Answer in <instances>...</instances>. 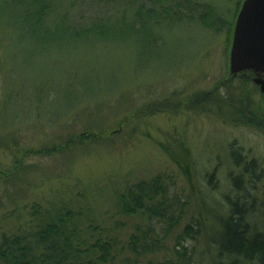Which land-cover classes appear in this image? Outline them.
<instances>
[{
  "label": "rangeland",
  "instance_id": "374dc122",
  "mask_svg": "<svg viewBox=\"0 0 264 264\" xmlns=\"http://www.w3.org/2000/svg\"><path fill=\"white\" fill-rule=\"evenodd\" d=\"M73 1L76 27L105 9L103 0ZM238 2L191 0L220 30L170 17L134 30L118 11L116 28L105 35L76 37L21 29L13 19L20 10L0 0V244L4 235L35 243L47 224L72 211L66 227L79 233L86 251L81 261L186 262L176 250L191 224L193 236L181 241L187 256L192 264H210L215 220L227 212V196L239 193L232 182L238 174L249 192L250 221L264 228V131L212 111L176 109L187 97L230 80L222 93L231 91L250 109L264 111V93L254 81L242 84L251 74L229 69L227 23ZM116 8L135 11L128 1L109 9ZM167 101L172 110L154 106ZM91 132L101 137L89 140ZM180 143L192 154L191 181ZM66 145L49 155L34 153ZM232 146L243 151L241 166L232 160ZM252 160L255 173L263 171L257 182L245 169ZM130 191H142L141 206L122 208L120 196L129 199ZM140 234L153 251L131 249V237ZM98 240L110 242L106 260L92 245Z\"/></svg>",
  "mask_w": 264,
  "mask_h": 264
},
{
  "label": "trees",
  "instance_id": "16d2710c",
  "mask_svg": "<svg viewBox=\"0 0 264 264\" xmlns=\"http://www.w3.org/2000/svg\"><path fill=\"white\" fill-rule=\"evenodd\" d=\"M117 0H103L105 6L104 10H100L99 16L91 20L88 25L76 27L70 18V11L75 6V1H61L59 0H8V5L13 11L20 10L21 16L16 20L13 14V19L16 21L15 25L22 29L27 27L33 33L38 31L52 32V31H66L76 37L82 35H90L91 33L105 35L106 32L112 28H116L117 23L114 14L122 12L124 19L130 18L134 23L132 27L134 30L143 28L147 25H157L160 20L170 17L178 20H195L204 27H217L218 24L212 25L208 17V11L201 9L191 4V0H121L128 1L129 6L134 7V12L128 14L127 10L116 8L111 12V7L115 5ZM244 0H239L237 9L233 16V20L227 23V43L231 45L233 29L235 25L236 16L239 12V6ZM135 3H139L138 6ZM7 5V6H8ZM203 7V5H202ZM188 8L187 11H184ZM198 13L196 17L195 13ZM223 24V20H221ZM225 23V22H224ZM222 27H217L220 30ZM241 75H245L244 73ZM248 81L253 79L251 75H245L242 84L246 85ZM231 85V81H226L225 84L215 87L213 90L202 93H195L183 101L179 102L176 109L185 106L187 109L193 110H207L216 113L217 115L229 117L235 123H246L250 126L264 131V111L261 109H250L244 99L239 100L237 95L229 91L222 93L221 88ZM255 85V90H259V86ZM159 109L165 108L172 110V104L169 101L165 106L154 105ZM152 106L147 108L151 109ZM249 108V109H248ZM101 136L91 132L88 136L89 140L96 141ZM180 148L185 155V170L188 172L191 164L190 159L192 154L189 148L180 143ZM68 146L43 148L34 153L49 155L56 153L59 150H67ZM33 152V151H31ZM231 157L236 166H241L244 163L245 157L241 147H231ZM245 169L251 171L252 174L256 172L257 164L255 160L245 163ZM190 181L191 175L188 172ZM263 171L254 174L252 182H257L262 179ZM212 179L214 175H211ZM234 188L239 192L235 197L227 196V212L219 215L215 222L217 228L215 229L214 251L210 264H264V228L259 229L250 221L251 205L248 200V189L245 186V179L243 174H238L232 177ZM142 190V189H141ZM246 192L240 194V192ZM138 194L134 191L129 192V199L126 196H120V204L122 208L128 207L129 204L133 207L141 206L143 198L142 191ZM240 194V195H239ZM132 209V208H131ZM131 211H134L132 209ZM154 213L158 215L157 209ZM163 215V214H162ZM164 216V215H163ZM75 217V213L67 211L58 216L57 220L47 224L43 230L38 234L37 241L33 243L26 236H3L0 244V263L1 264H92L90 261H81L84 259L85 250L81 249L79 233L75 229H68L66 227L68 222H71ZM168 218H173L168 217ZM174 223H172V226ZM192 225H187L180 235L181 251L176 252L185 258L186 262L179 264H192L191 257L187 256L186 248L182 245L185 237H191ZM145 237L140 235H133L130 241V247L133 251L145 253L153 251V244L147 243ZM78 241V242H77ZM75 242V243H74ZM93 247L99 248L101 255L98 257L101 260H106L109 255L110 242L98 240ZM41 246L43 251L37 252L36 247ZM80 259V261H79ZM148 264H155L149 262ZM160 264H172L170 261ZM197 264H205L200 260Z\"/></svg>",
  "mask_w": 264,
  "mask_h": 264
},
{
  "label": "water",
  "instance_id": "95a60500",
  "mask_svg": "<svg viewBox=\"0 0 264 264\" xmlns=\"http://www.w3.org/2000/svg\"><path fill=\"white\" fill-rule=\"evenodd\" d=\"M230 73H253L264 93V0H244L237 14L230 46Z\"/></svg>",
  "mask_w": 264,
  "mask_h": 264
},
{
  "label": "flooded vegetation",
  "instance_id": "af4514ba",
  "mask_svg": "<svg viewBox=\"0 0 264 264\" xmlns=\"http://www.w3.org/2000/svg\"><path fill=\"white\" fill-rule=\"evenodd\" d=\"M251 74V77H253V73L249 72Z\"/></svg>",
  "mask_w": 264,
  "mask_h": 264
}]
</instances>
